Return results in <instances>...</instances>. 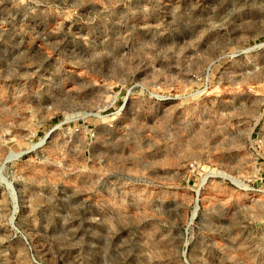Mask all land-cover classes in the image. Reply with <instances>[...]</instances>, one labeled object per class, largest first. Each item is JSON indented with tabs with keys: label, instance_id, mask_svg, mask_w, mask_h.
I'll list each match as a JSON object with an SVG mask.
<instances>
[{
	"label": "rangeland",
	"instance_id": "rangeland-1",
	"mask_svg": "<svg viewBox=\"0 0 264 264\" xmlns=\"http://www.w3.org/2000/svg\"><path fill=\"white\" fill-rule=\"evenodd\" d=\"M260 44L264 0H0V264H264Z\"/></svg>",
	"mask_w": 264,
	"mask_h": 264
},
{
	"label": "built area",
	"instance_id": "built-area-1",
	"mask_svg": "<svg viewBox=\"0 0 264 264\" xmlns=\"http://www.w3.org/2000/svg\"><path fill=\"white\" fill-rule=\"evenodd\" d=\"M163 6V9L168 12H179L183 4L192 0H159ZM262 142L260 141L259 144Z\"/></svg>",
	"mask_w": 264,
	"mask_h": 264
},
{
	"label": "bare ground",
	"instance_id": "bare-ground-1",
	"mask_svg": "<svg viewBox=\"0 0 264 264\" xmlns=\"http://www.w3.org/2000/svg\"><path fill=\"white\" fill-rule=\"evenodd\" d=\"M259 6V5H258ZM261 8V7H260ZM264 44H260L259 47H262ZM233 179V178H232Z\"/></svg>",
	"mask_w": 264,
	"mask_h": 264
}]
</instances>
